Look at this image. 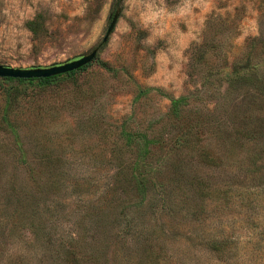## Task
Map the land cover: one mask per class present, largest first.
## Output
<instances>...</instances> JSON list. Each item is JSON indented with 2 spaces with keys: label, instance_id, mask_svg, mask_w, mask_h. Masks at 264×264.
<instances>
[{
  "label": "rangeland",
  "instance_id": "rangeland-1",
  "mask_svg": "<svg viewBox=\"0 0 264 264\" xmlns=\"http://www.w3.org/2000/svg\"><path fill=\"white\" fill-rule=\"evenodd\" d=\"M118 5L110 70L0 83V264H264V0H0V64L87 54Z\"/></svg>",
  "mask_w": 264,
  "mask_h": 264
},
{
  "label": "trees",
  "instance_id": "trees-1",
  "mask_svg": "<svg viewBox=\"0 0 264 264\" xmlns=\"http://www.w3.org/2000/svg\"><path fill=\"white\" fill-rule=\"evenodd\" d=\"M102 67H104L107 70H110V68H107L102 62L96 59ZM93 63V62H92ZM91 63V64H92ZM91 64H88L87 66H84L76 71L70 72L68 74L54 76L50 78L45 79H1V81H16L18 84L22 85H36L38 87H46L49 85H52L57 80H61L64 78H70L75 76L77 73L85 71L88 67L91 66ZM18 92V88H8L6 90V101H5V109L10 107L12 103V99L15 97V95ZM186 98H179V99H171V109L173 112H177L179 108L184 106L186 104ZM190 132L188 133V135ZM187 136V135H186ZM185 136V137H186ZM179 139L175 140V144L179 143ZM186 141V139H185ZM151 144V140H148L146 136L140 137L139 143L136 147V158L133 161V166L131 167V173L130 178L127 183H125V186L129 187L131 190L135 191L137 194H142L146 192L149 186H153L152 179L153 177H157L162 170L160 167H158V164H152V163H146L145 159L149 156V145ZM174 149L172 148L171 151ZM170 151V149H169ZM161 166V165H160ZM136 172V173H135Z\"/></svg>",
  "mask_w": 264,
  "mask_h": 264
},
{
  "label": "water",
  "instance_id": "water-1",
  "mask_svg": "<svg viewBox=\"0 0 264 264\" xmlns=\"http://www.w3.org/2000/svg\"><path fill=\"white\" fill-rule=\"evenodd\" d=\"M122 1L123 0H119V4ZM120 13L121 8L118 5L114 13L109 16V24L101 42L87 54L78 56L63 63L54 64L47 67L37 66L29 68H15L0 64V79H45L68 74L84 66H87L88 64H91L98 57L100 48L108 42L110 36L114 32Z\"/></svg>",
  "mask_w": 264,
  "mask_h": 264
}]
</instances>
